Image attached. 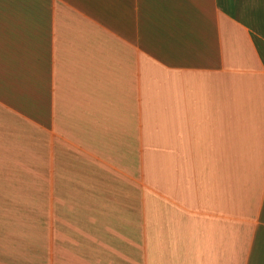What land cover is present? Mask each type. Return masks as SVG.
Returning a JSON list of instances; mask_svg holds the SVG:
<instances>
[{
  "label": "crops",
  "instance_id": "0c3cea01",
  "mask_svg": "<svg viewBox=\"0 0 264 264\" xmlns=\"http://www.w3.org/2000/svg\"><path fill=\"white\" fill-rule=\"evenodd\" d=\"M0 264H264V0H0Z\"/></svg>",
  "mask_w": 264,
  "mask_h": 264
}]
</instances>
